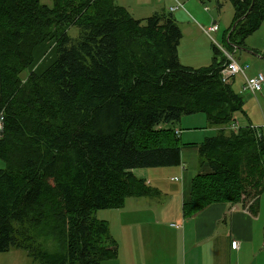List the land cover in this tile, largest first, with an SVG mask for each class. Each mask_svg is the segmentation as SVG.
I'll list each match as a JSON object with an SVG mask.
<instances>
[{"label":"trees","instance_id":"obj_1","mask_svg":"<svg viewBox=\"0 0 264 264\" xmlns=\"http://www.w3.org/2000/svg\"><path fill=\"white\" fill-rule=\"evenodd\" d=\"M40 1L0 0V254L24 250L40 264L116 260L110 225L96 212L158 197L133 171L181 167L188 145L208 171L192 180L185 216L243 195L256 206L264 126L231 129L244 100L235 78L220 74L226 53L247 49L264 25V0H224L233 25L244 19L225 34L227 50L213 45L211 65L201 68L180 62L183 33L169 11L143 20L115 0ZM48 42L56 58L35 72ZM197 114L217 135L182 144L176 125Z\"/></svg>","mask_w":264,"mask_h":264},{"label":"crops","instance_id":"obj_2","mask_svg":"<svg viewBox=\"0 0 264 264\" xmlns=\"http://www.w3.org/2000/svg\"><path fill=\"white\" fill-rule=\"evenodd\" d=\"M167 5L170 10L175 2L167 0ZM128 10L134 16L136 10ZM179 10L185 9H178L173 15L181 21L185 14H177ZM213 25H217L220 30L217 22H213ZM179 55L183 65L202 67L195 63H183L180 52ZM198 120L199 124L205 126L206 119ZM195 121V118L186 120L187 144L200 145L206 138L217 135L219 128L210 126L208 120L209 131L199 129L196 127L198 125H195L194 129ZM181 124L176 129L181 131L183 142L184 130L183 123ZM249 125L258 126L253 122ZM200 166L198 148L188 145L182 151L181 167H172V170L155 168L133 171L138 178L146 180L156 188L159 191L157 199H162L159 200L158 206L152 201L147 202L145 208L138 205L131 207L130 230L135 228L136 221L145 224L143 228H139V224L137 226L139 237L136 236L138 232L131 234L129 264H264V210L260 207V198L254 207L247 203H215L194 215H184V204L190 199L192 180L208 171L207 167L200 169ZM170 171H178L179 176L171 177ZM127 207L128 200L124 210ZM235 241L240 244L238 250L232 248ZM172 246L174 251L170 249ZM118 248V264H121L120 247Z\"/></svg>","mask_w":264,"mask_h":264},{"label":"rangeland","instance_id":"obj_3","mask_svg":"<svg viewBox=\"0 0 264 264\" xmlns=\"http://www.w3.org/2000/svg\"><path fill=\"white\" fill-rule=\"evenodd\" d=\"M116 4L128 8H133L136 11L134 12V17L137 19H147L153 16L157 12L163 10L169 11V6L167 5V0H115ZM170 2L174 0H169ZM183 4L185 10H179V13L184 12L185 18L181 21L177 19L183 33V39L181 41L179 52L181 53L183 63H195L202 67H208L212 63L214 57L213 45L222 50H227L224 43L225 34L233 25V20L235 16V11L230 2L219 0L222 4L221 8H218V0H177ZM43 5H46L50 8L54 6V0H41ZM175 2V1H174ZM133 14V13H132ZM213 22H217L220 30L217 33H212L211 36L205 32L203 29L208 30V28L214 26ZM80 31L76 27H71L69 30V35L76 39L79 37ZM247 50L254 51L252 54L249 51L244 50H235L234 53H231L232 56L237 60V62L243 67L246 65L250 66V69L247 71V76L249 79L257 75V73L264 74V25L260 30L255 32L246 40ZM45 54L40 62L34 68L35 72H43L49 65H51L55 58L56 52L54 50L53 42H48L44 48ZM23 76H26L24 73ZM244 77L238 75L233 81V89L239 94L243 100L244 105L242 110L235 115L236 122L239 123L240 128L247 127L252 122L257 124V127L264 126V90L261 93L253 95L249 90L244 87ZM187 118H195V125H198L199 129L209 131L207 126V117L205 114H197L192 116H183V130H184V140L182 144H187V137L185 129ZM198 118H204L205 126L199 124ZM181 124V123H180ZM180 124L176 125L179 128ZM182 125V124H181ZM167 128V127H166ZM226 128V127H225ZM216 133V132H215ZM214 133V134H215ZM209 133V135H214ZM211 137V136H210ZM6 164L0 160V169H4ZM174 169V168H173ZM200 169H203L200 166ZM165 170H172L170 168H165ZM171 177H178L179 173L177 171H170ZM168 173V172H167ZM198 173V172H197ZM201 173V171L199 172ZM137 176V175H136ZM177 183V182H176ZM252 194V193H251ZM253 195V194H252ZM155 197L153 199L142 198V199H128V207L124 210H101L96 212V218L101 221H106L110 225V232L113 240L120 247L121 264H129L130 256L129 249L132 245L131 234L137 231V226L143 228L144 222L136 221L134 227L130 230L131 224L129 217L131 215V207L138 205L140 208H145L147 202H152L154 205L158 206L159 199ZM240 203L253 204V199H247L245 195L242 196ZM260 207L262 206L264 210V193H262L260 198ZM139 214V213H138ZM136 217V216H135ZM149 219V217L147 218ZM139 237V232L138 235ZM174 251V247H170ZM0 264H40L39 262L33 260L29 254L24 250L12 249L10 252L0 254ZM103 264H118L117 259L106 261Z\"/></svg>","mask_w":264,"mask_h":264},{"label":"built area","instance_id":"obj_4","mask_svg":"<svg viewBox=\"0 0 264 264\" xmlns=\"http://www.w3.org/2000/svg\"><path fill=\"white\" fill-rule=\"evenodd\" d=\"M174 1H175V5L169 10L170 13H174L178 9H184V6L182 3H180L177 0H174ZM217 31H218V27L212 26L206 32L210 34V33L217 32ZM230 61L231 63L229 64V66L227 68L224 67L220 74L224 82H230L232 79L236 78L238 75H242L245 80L244 81L245 89L249 90L253 95L261 93L264 90V74L263 73H257V75L253 79L249 80L247 78V74H245L247 70L249 69V66L243 65L242 67L232 58ZM239 128L240 126L238 122L231 125V129L234 131H238ZM2 131H3V125L0 123V134L2 133ZM176 133L181 135V131L178 129ZM239 246L240 244L237 241L232 243V248L234 250H238Z\"/></svg>","mask_w":264,"mask_h":264},{"label":"water","instance_id":"obj_5","mask_svg":"<svg viewBox=\"0 0 264 264\" xmlns=\"http://www.w3.org/2000/svg\"><path fill=\"white\" fill-rule=\"evenodd\" d=\"M255 1V0H254ZM254 1H253V4H252V7L250 8V10L249 11H251L252 10V8L254 7ZM244 19V17L241 19V20H243ZM241 20H238L234 25H233V27H232V30H231V32H230V34L237 28V25H238V23L241 21ZM240 49H242V50H244V51H249L250 53H252V54H254L255 52L254 51H251V50H247V49H245V48H240Z\"/></svg>","mask_w":264,"mask_h":264},{"label":"bare ground","instance_id":"obj_6","mask_svg":"<svg viewBox=\"0 0 264 264\" xmlns=\"http://www.w3.org/2000/svg\"><path fill=\"white\" fill-rule=\"evenodd\" d=\"M214 26H217V25H214ZM217 27H218V26H217ZM218 30H219V28H218ZM217 32H218V31H217ZM213 33H216V32H213ZM210 34H212V33H210ZM245 49H246V48H245ZM237 50H242V49L237 48ZM226 56L228 57L229 61H230L231 58H232L233 60H235V61L237 62V60H236L232 55L229 56V54L226 53ZM230 63H231V61L229 62V64H230ZM237 63H238V62H237ZM229 64H228V66H229ZM238 64H239V63H238ZM239 65H240V64H239ZM228 66H227V67H228ZM240 66H241V65H240ZM246 66H247V65H246ZM248 66H249V65H248ZM227 67H226V68H227ZM249 69H250V66H249ZM249 69H248V70H249ZM248 70H247V71H248ZM246 73H247V72H246ZM255 76H256V75H255ZM255 76H254V77H255ZM254 77H253V78H254ZM247 78H248V76H247ZM253 78H252V79H253ZM248 79H249V78H248ZM249 80H251V79H249ZM1 120H2V119H1Z\"/></svg>","mask_w":264,"mask_h":264}]
</instances>
